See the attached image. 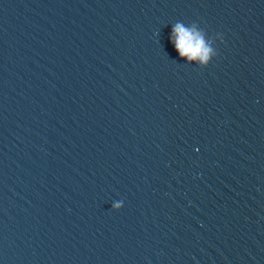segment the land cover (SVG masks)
I'll list each match as a JSON object with an SVG mask.
<instances>
[{"label": "clouds", "instance_id": "obj_1", "mask_svg": "<svg viewBox=\"0 0 264 264\" xmlns=\"http://www.w3.org/2000/svg\"><path fill=\"white\" fill-rule=\"evenodd\" d=\"M173 35L175 39V50L180 54L181 58L187 57L189 60H200L206 63L209 59V53L211 49L208 48L202 38L194 39L190 30L185 29L182 24H176L173 29ZM123 207V202H117L113 204L115 210H119Z\"/></svg>", "mask_w": 264, "mask_h": 264}]
</instances>
